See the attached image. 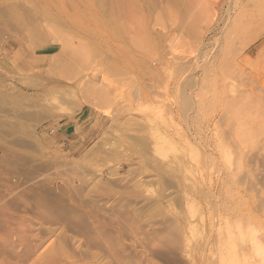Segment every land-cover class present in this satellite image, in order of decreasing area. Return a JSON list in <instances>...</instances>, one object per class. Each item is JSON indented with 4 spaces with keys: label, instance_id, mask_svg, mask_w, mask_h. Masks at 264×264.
Returning <instances> with one entry per match:
<instances>
[{
    "label": "rangeland",
    "instance_id": "obj_1",
    "mask_svg": "<svg viewBox=\"0 0 264 264\" xmlns=\"http://www.w3.org/2000/svg\"><path fill=\"white\" fill-rule=\"evenodd\" d=\"M0 264H264V0H0Z\"/></svg>",
    "mask_w": 264,
    "mask_h": 264
},
{
    "label": "bare ground",
    "instance_id": "obj_2",
    "mask_svg": "<svg viewBox=\"0 0 264 264\" xmlns=\"http://www.w3.org/2000/svg\"><path fill=\"white\" fill-rule=\"evenodd\" d=\"M3 107V106H2ZM42 115V114H41ZM23 117V116H22ZM35 118V117H34Z\"/></svg>",
    "mask_w": 264,
    "mask_h": 264
}]
</instances>
